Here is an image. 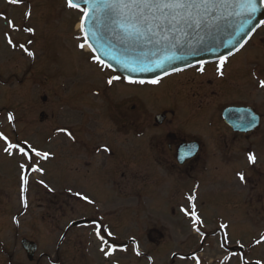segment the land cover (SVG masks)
Masks as SVG:
<instances>
[{
  "label": "rangeland",
  "instance_id": "obj_1",
  "mask_svg": "<svg viewBox=\"0 0 264 264\" xmlns=\"http://www.w3.org/2000/svg\"><path fill=\"white\" fill-rule=\"evenodd\" d=\"M34 1L46 2V0ZM77 21L78 17L75 22ZM258 34L244 52L248 51L252 54L251 57L257 58L251 70L253 75L256 74L254 77L262 81L264 42L260 43L258 39L264 38V27ZM78 57L79 54L74 57L77 64ZM67 59L72 61L69 56ZM14 61L12 53L5 49L0 56L2 75L0 84H3V88H0V96L8 101L6 103L3 101V106L6 105L7 109L1 114L0 120V131L4 135L11 133L8 110H12L16 105L14 100L10 101L11 93L14 95L13 87L10 86L13 82L11 78L14 73L12 64ZM230 69L231 67L225 71V74L228 75ZM57 70L58 68L54 67L51 73ZM84 70H89L87 65L82 66L81 71L85 81L87 79ZM71 72L67 74V78L71 76ZM97 73L98 76L95 75L94 78L99 83L103 82L102 85L97 86L98 89H102L106 84L105 88L110 95H113L114 89L115 96L112 97L114 103L119 99L118 95H121V98L129 95L132 97H130V105L137 104L136 97L140 96L137 94L141 89L134 91L118 83L113 85L111 90L107 88L112 87L107 81L112 76L103 72L101 68H97ZM191 75L192 77L190 75L189 77L192 81L189 80L188 83L190 82L191 87L195 89L191 91L187 87L184 92L188 96L190 93V98L197 92V86L203 85V81L207 79L213 82L209 86L210 90L216 91L219 95L217 86L222 84L218 80L215 81L214 69L211 68L210 72L204 75L193 73ZM174 79L175 77L164 82V87L155 92L163 98H159L162 106L169 105L172 99L166 90L171 87L169 83ZM186 80L184 76L182 82ZM250 82L251 84L248 83L242 89L236 88L233 93L226 90L212 98L202 99L198 96L196 100H204L199 107L198 102L193 100L191 109L193 111L199 109L192 128L194 135L204 131L203 126H207L211 118L214 117L218 121L220 118L218 111L223 110L225 104H255L264 107V92L260 91V87H257L253 80ZM49 86L53 88L52 85ZM150 93L151 91H148L147 95L149 96ZM45 95L49 96L44 90L38 91L34 87V96L39 105H42L39 98ZM97 105L98 107L92 108L98 114L95 119L97 122L93 123L91 132L103 133L102 139L96 140L95 134L91 133L85 136L84 140L96 143L101 140L103 144L113 146V151L116 153L121 149L118 153L119 157H126L123 148H118V144L138 146L141 142L138 137H126L121 133L117 135L113 126L110 130V121L104 119L106 116L103 113L112 111V106L107 109L103 108L101 102ZM210 109L217 110L212 114L213 110ZM200 117L201 123L198 120ZM205 117L207 122H204ZM29 118H32V115H25V119ZM76 120L68 119L67 124H71L72 129H75ZM167 130L171 131L172 128ZM206 135L208 136L202 141L206 145L207 155L206 157L203 155L202 158L208 162L210 169L205 171L202 179H199L202 177L199 171L192 173L194 178L174 177L168 172L170 166H163L162 173L158 169L156 174L153 171L149 176L143 174L142 167L130 166L125 171L123 166L108 165L109 160L101 161L94 158L89 165L80 164L79 160L69 159L67 155L75 151L57 149L55 143L52 147L51 145L34 146L36 151L55 153L56 155L51 156L50 160L38 157L30 150L28 152L31 161H29L18 150L4 151L7 146L0 142V264H194L189 261L195 258L211 260L215 255L223 253L221 249L226 247L225 243L228 247L236 242L248 247L255 245L257 248L251 250L252 256L256 255L264 260V239H262L264 237V131L237 141L236 148L227 154L217 144L218 137L223 134ZM62 140L69 144L72 142V137L68 134L62 137ZM102 151L99 154L103 153ZM249 154L255 156L256 162L253 167L258 172L253 171L248 161ZM21 164L25 165L26 170L21 169ZM32 166H38L42 172L32 171ZM152 168L154 170V167ZM112 170H115L114 176ZM122 173H124L123 177ZM238 173L244 175V182L240 181ZM256 173L261 181H256L252 191L254 181L250 178L257 179L252 176ZM22 176L27 179V191L23 194L27 200V208L24 207L21 199ZM76 193L86 196L92 203L80 199ZM185 193L195 198L189 200L190 204L201 203L204 206L203 220L199 223H194L192 216L184 211L186 208L183 206H188L187 199H184ZM60 200L62 203L59 202ZM191 212L192 210L187 213ZM81 220L82 223L72 227V223ZM97 225H100V232L107 241L106 244L102 245L96 236ZM194 225L200 229L199 233L192 230ZM109 232L112 233L111 236L108 235ZM227 232L229 240L223 241L221 236L226 235ZM22 239H28L38 245L33 262L27 260L21 247ZM130 239L136 240L138 245L140 242L142 254H145V256L143 254L144 263L131 259L133 250L127 247V241ZM159 244L163 246L159 248L157 246ZM101 247L104 251H100ZM201 251L203 255L199 256L198 253ZM106 252L114 253L115 257H111V254L105 255ZM241 252L246 254V248L243 251H229V254ZM177 254L187 257L186 261L183 256ZM149 257H152V261Z\"/></svg>",
  "mask_w": 264,
  "mask_h": 264
},
{
  "label": "flooded vegetation",
  "instance_id": "obj_2",
  "mask_svg": "<svg viewBox=\"0 0 264 264\" xmlns=\"http://www.w3.org/2000/svg\"><path fill=\"white\" fill-rule=\"evenodd\" d=\"M77 17L78 21L75 22ZM81 17L82 13L77 8L68 7L67 0H62V4L61 0H46V2L40 3L34 0H21L18 4H11L8 0H0V56L5 49H8L12 53V58L15 59L12 63L14 73L11 79L13 82L10 84L13 87L14 95L11 93L10 97L12 99L10 98V101L14 100L16 102L14 108L8 110L9 115L13 117L10 121L11 133L9 135L3 134V136L7 138L8 143L17 145V149L23 147L25 150L30 151L34 149L35 145H51L52 147L55 143L57 149L75 151L67 155L69 159L79 160L80 164L86 163L89 165L94 158L101 161L109 160L108 165L123 166L125 171L130 166L142 167L143 174L146 173L149 176L153 171L156 174L155 172L158 169L162 173L163 166H170L168 172L174 177L194 178L192 173L199 171L202 174V177H200L202 179L203 174L210 167L208 162L202 158L203 155L205 157L207 155L206 145L202 141L203 138L208 136L206 134L213 136L223 134L218 137L217 144L227 154L230 150L233 151L236 148L237 141L242 138H250L260 131H264V107L255 104L224 103V109L231 106L251 108L253 111H248L250 118L255 120L257 117L259 126L249 134L236 133L224 122L221 116L222 110L220 109L218 113H220L221 119L217 121L214 117L211 118L208 125L203 126L205 130L198 135H194L195 132L192 128L196 120L195 115L199 113V109L197 111L191 109L193 100L198 102L199 107L204 100H196L198 96L202 99H205L204 97L212 98L217 96L218 93L210 90L209 86L213 82L207 79V76V81H203V85L197 86V92L193 93L191 98L189 97L190 93L189 96L184 93L187 87L191 91L195 89V87L194 89L191 87L190 82L188 83L189 80L192 81V73L204 75L208 71L210 72L211 68L214 69L215 81L218 80L222 84L217 86L220 92L219 95L222 94V91L229 90V93H233L236 88L242 89L248 83L251 84L250 81L252 80L257 87H260V91L264 92V87L260 86V80L254 77L256 74L253 75L251 70L256 64L257 58L251 57L252 54L248 51L244 52L242 50L236 56L227 60L222 75L217 71L220 64L217 63L203 66V72L199 71L200 68H195L172 76L171 78L175 77V79L172 83H169L171 87L166 90L170 93L172 99L169 105L162 106L159 100L162 97L160 94L156 95L155 92L164 87L163 84L167 81L166 79V81L149 85L129 83V80L97 63L93 54L87 48L81 49L79 47L81 43H84L80 27L78 28ZM8 21L12 22V26H9ZM28 29H31V31ZM9 39L12 41L11 44L8 42ZM258 41L263 43L264 38L259 37ZM28 52L33 53V55L29 56ZM77 54L80 55L77 58L78 64L74 59ZM67 56L72 61L68 60ZM84 65L89 68V70H84L85 79H87L85 81L83 80L84 74L81 72ZM54 67H57L58 70L51 73ZM229 67L231 69L227 75L225 71ZM97 68H101L103 72H107L112 77H120L119 80H115L109 85L112 87H107L111 90L113 85L118 83L134 91L141 89L137 94V96H140L136 97L137 104L130 105L131 96L129 95H125L124 98L118 95L119 99L114 103L112 98L114 89L112 90L113 95L108 94V90L105 88L106 84L102 86V89H98L97 86L102 85L103 82L99 83L94 78L98 74ZM69 72H71V76L67 78ZM262 72L264 74V69ZM184 76L187 80L182 82ZM1 80L2 75L0 73V82ZM49 85H52L53 88H50ZM34 87L38 91L44 90L49 94V96L45 95L39 98L42 105H39L35 99ZM0 88H3V84H0ZM148 91H151L149 96L147 95ZM83 97L85 100H83ZM3 101L4 103L8 102L0 96V120L1 114L7 109L6 105L3 106ZM98 102L103 103V108L109 109L112 106V111L103 113L106 116L104 119L110 121V130L113 126V130L116 128L117 135L121 133L126 137H138L141 142L138 146H130L127 143L126 145L124 143L122 145L118 144V148H123L122 151L125 152L126 157H119L118 153L121 152V149L116 153L113 151V146H107L105 143L104 145L101 140L98 143L84 140L85 136L92 133L93 123L97 122L95 119L98 113L92 108L98 107ZM44 107L47 109H44ZM148 108H151V110ZM212 110L210 109V111ZM216 110L214 109L211 113L214 114ZM27 114L32 115V118L25 119ZM160 115L166 117L163 123L158 124L157 118ZM71 118L77 119L75 129H72L71 124H67L68 119L70 121ZM205 119L206 117L204 122H207ZM198 120L200 123L202 122L201 117ZM218 122L219 125H217ZM167 128H172V132L168 131ZM0 134H2L1 131ZM68 134L72 137V142L69 144L62 140V137H66ZM92 134H95L96 140L103 136V133L99 134L97 131ZM0 142L3 143V139H0ZM194 142L199 144L198 154L180 164L178 160L179 148L182 145H189ZM101 150H103V153L99 154ZM50 155L56 154L52 152ZM253 166L254 164L251 163V167ZM152 167H154V170ZM114 171L112 170V176L115 175ZM253 171L258 172L254 167ZM123 174H121L122 177ZM252 176L257 178H250L251 181H254L252 184V191H254L256 181H261V178H258L257 173L252 174ZM189 197L193 196L185 193L184 199H187L188 206H183L186 208L184 211L189 212L194 207L197 211L196 214L202 217L204 206L201 203L190 204ZM222 240L225 241V239ZM131 241L134 240L127 241L128 249L133 250L131 259L144 263L145 254L143 253V256L140 242L138 245L137 241H134L135 243H131ZM225 245L226 247L221 249L223 253L215 255L211 260L201 258L197 264H256L257 261L264 264L263 259L251 254V250L256 247L255 245L247 246L246 254H229V251H243L245 249V245L240 244V242L228 247L226 243ZM157 246L160 248L163 245L159 244ZM207 250H209V247H207ZM191 253L189 254L193 256L194 253ZM202 253L203 251L199 252V256L203 255ZM177 256L184 257L182 254H177ZM184 258L186 261L187 257ZM149 260L152 261V257H149ZM189 262L192 263L194 260L191 259Z\"/></svg>",
  "mask_w": 264,
  "mask_h": 264
},
{
  "label": "snow or ice",
  "instance_id": "obj_3",
  "mask_svg": "<svg viewBox=\"0 0 264 264\" xmlns=\"http://www.w3.org/2000/svg\"><path fill=\"white\" fill-rule=\"evenodd\" d=\"M11 4H18L21 0H8ZM68 7L77 8L83 15L80 22V30L84 34L83 39L85 43L89 39H97V29L104 23L110 28L113 33H117L122 40L130 42H143L155 45H165L176 47L181 44L183 38L191 35L192 31L201 29L207 22L210 16L227 17V16H244L247 15L248 20L244 23H248L255 17L256 13L260 11V7H264V0H259L260 7H258V0H83V4L87 7H80L74 0H67ZM91 19V22H90ZM9 26H12V22L8 21ZM31 31V29H28ZM89 33L91 35L89 36ZM12 43L11 39L8 41ZM85 43H81L79 47L83 49ZM23 47V45H21ZM88 47H93L91 44ZM242 47V45H241ZM29 56L33 53L28 52ZM174 55H166L161 59L151 61H141L135 67H130L129 71H155L156 69H165V61H171L175 59ZM97 63L104 65L99 57H94ZM227 57H223L220 60L217 71L222 75V67ZM203 65L199 71L203 72ZM166 71V69H165ZM119 76H113L108 79L107 83L111 85L113 81L119 80ZM129 83H144L143 80L133 81L129 80ZM149 83L157 84L159 80H151ZM260 86L264 87V80L260 81ZM13 117L9 115L11 121ZM0 139L7 142V138L0 134ZM17 148V145L8 143V146L4 151L8 152L9 149ZM20 154L27 157L31 161L29 152L23 147L18 149ZM38 157L47 159L48 153L39 152L35 149H31ZM107 151V149H105ZM11 154V153H9ZM249 163H255L256 158L254 155H248ZM21 169L26 170L25 165H20ZM32 171L42 172L38 166H32ZM241 182L245 180L242 173H238ZM21 187V199L25 208H27V200L24 197V193L27 191V179L22 176ZM41 183H43L41 181ZM47 187V185H45ZM51 191V189H49ZM82 200H86L88 203H92L91 200L80 193H76ZM190 200L195 199L189 197ZM192 216L194 223H199V218L195 214V208L193 207L191 213H187ZM226 227V225H221ZM198 230V229H197ZM112 235L111 232L108 233ZM96 236L101 241V244H106L107 241L101 235L100 225L96 226ZM264 239V237H262ZM260 243V241H257ZM101 251L104 248L101 247ZM111 253L106 252L105 255ZM139 254V253H137ZM256 264H260L259 261Z\"/></svg>",
  "mask_w": 264,
  "mask_h": 264
},
{
  "label": "water",
  "instance_id": "obj_4",
  "mask_svg": "<svg viewBox=\"0 0 264 264\" xmlns=\"http://www.w3.org/2000/svg\"><path fill=\"white\" fill-rule=\"evenodd\" d=\"M74 2L81 7H87L83 4V0H74ZM258 7H260L259 0ZM245 20H248L247 15H233L226 18L210 16L208 22L201 29L192 31L191 35L183 38L181 44L176 47L122 40L117 33H113L108 26L102 23L97 29L98 38L89 39L87 45L91 44L93 47L89 48L95 56L104 61V65L117 74L134 81L149 82L232 56L248 42L254 32L263 24L264 7H260V11L248 23H244ZM90 35L91 33H89ZM166 55L176 57L171 61H165L166 71L165 69L144 72L129 71L130 67H135L141 61L161 59ZM246 112L242 109L231 108L225 111L224 118L236 128V131L247 133L254 130L255 127H250L252 122L250 118H247ZM197 147V145L192 146V154H187L188 158L196 154ZM180 154L186 158L184 150H181ZM22 247L28 259L33 261L37 245L24 239Z\"/></svg>",
  "mask_w": 264,
  "mask_h": 264
},
{
  "label": "bare ground",
  "instance_id": "obj_5",
  "mask_svg": "<svg viewBox=\"0 0 264 264\" xmlns=\"http://www.w3.org/2000/svg\"><path fill=\"white\" fill-rule=\"evenodd\" d=\"M80 27V25H78V28Z\"/></svg>",
  "mask_w": 264,
  "mask_h": 264
}]
</instances>
